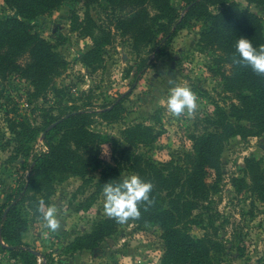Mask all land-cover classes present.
Masks as SVG:
<instances>
[{
  "label": "rangeland",
  "instance_id": "374dc122",
  "mask_svg": "<svg viewBox=\"0 0 264 264\" xmlns=\"http://www.w3.org/2000/svg\"><path fill=\"white\" fill-rule=\"evenodd\" d=\"M236 1L242 8L264 18V5ZM171 2L182 11L184 1ZM211 8L217 10V6ZM153 10L150 8L151 12ZM126 12L128 7L114 10L105 0H63L54 10L29 20L33 29L52 43L63 40L57 49L64 54L68 64L55 78L56 88L40 95L35 94L29 79L18 73L0 78V201L28 172L23 158L13 157L11 125L22 118L38 129L32 144L37 150L43 149L46 145L40 134L51 116L62 114L73 104L83 106L84 102L98 110L128 90L118 120L107 121L94 115L91 127L109 134L115 142V146L110 142L101 143V158L113 162L114 157H120L122 146H127L164 168L169 160L183 164L185 153L191 150V134L206 123L205 118L216 105L228 110L235 101L233 94L224 90L223 80L217 74L213 58L218 50L200 48L201 21L192 20L188 26L178 29L164 51L154 54L159 35L151 38L139 35L135 39L117 27V16ZM15 14V8L0 0V17ZM91 27L95 32L110 31L111 36L109 43L100 48L102 60L85 65L79 56L93 45L88 34ZM143 57L150 58V64L131 86ZM222 68L227 70L228 64H222ZM175 84L189 87L198 97V109L191 117L175 118L166 110L169 89ZM135 122L152 126L156 133L153 143L132 144L123 139L122 128ZM250 154L264 164V130L248 137L234 135L228 138L220 152L217 190L210 193L209 200L192 208L191 213L180 203L177 205V223L181 228L194 236L210 234L213 240L221 242L224 250L217 255L219 264H264V202L257 199L247 185L238 188L232 180L233 176L242 174L240 167ZM134 172L126 165L122 175ZM88 174L93 178L91 182L86 183L79 175L70 174L54 183L45 206H56L61 230L51 232L40 215L35 216L32 210L23 240L37 253L51 254V264L59 257L65 258L66 264H161V228L135 220L121 224L116 232L94 248L61 255L57 252L61 244L69 242L79 232L91 229L96 220L104 216L102 191L91 201L87 200L94 192L99 172ZM245 180L249 182L248 175ZM163 193L168 206L173 200L182 202L190 198L179 186ZM17 262V258L0 247V264ZM38 262L43 264V259L39 258Z\"/></svg>",
  "mask_w": 264,
  "mask_h": 264
},
{
  "label": "trees",
  "instance_id": "16d2710c",
  "mask_svg": "<svg viewBox=\"0 0 264 264\" xmlns=\"http://www.w3.org/2000/svg\"><path fill=\"white\" fill-rule=\"evenodd\" d=\"M4 1L15 8L17 14L0 17V78L18 73L29 79L36 95L56 88L55 78L64 72L68 64L64 54L57 49L63 40L52 43L35 31L29 20L54 10L63 0ZM105 1L114 10L128 7V12L118 15L116 20L117 27L125 33L135 39L139 35L147 38L159 35L153 48L154 54L164 51L178 29L188 26L192 20L201 21L200 48L218 50L213 58L216 71L223 80L224 90L232 93L235 101L228 110L216 105L205 118L206 123L198 132L191 134V150L185 153L184 163L169 160L164 168L127 146H122L120 157H114L113 162L101 158V143L110 142L115 146V142L109 134L91 127L94 115L107 121L118 120L128 90L98 110L84 102L83 106L73 104L62 114L51 116L42 128L44 136L41 139L46 145L43 149L37 150L32 144L38 129L26 119L18 120L11 125L13 157L21 156L28 172L0 201V247L18 259L16 264H40L39 258L43 259V264H51V254L35 252L22 238L31 219L29 212L34 210L35 216L39 214L37 205L41 200L48 201L55 181L75 174L84 182H91L93 178L88 173L98 170L95 189L88 201L102 191L105 183L133 174L153 183L151 195L155 204L146 212L141 207L142 216L135 221L161 228V264H219L217 255L224 250L221 242L213 240L210 234L194 236L181 228L177 223V205L180 203L191 213L192 208L209 200L210 193L217 190L220 152L228 138L234 135L248 137L264 130V76L257 75L250 67L233 63L234 43L239 37L250 39L257 48L264 45V18L248 8H242L236 0H182L181 12L171 0ZM246 1L264 5V0ZM212 6H217V10H213ZM150 8L154 9L153 12ZM88 34L93 45L79 59L85 65H92L102 60L100 48L109 43L111 33L104 29L95 32L91 27ZM150 60L148 57L141 58L131 86L136 84ZM225 63L228 64L227 70L222 68ZM54 121L56 123L46 129ZM121 133L123 139L132 144L149 145L156 137L152 126L141 122L129 124L122 128ZM126 165L135 172L122 175ZM240 168L242 174L232 177L233 184L238 188L247 185L251 193L264 202V164L250 154ZM247 175L249 182L245 180ZM176 186L190 198L182 202L173 200L168 206L163 191ZM120 225L104 215L96 220L91 229L83 230L69 242L61 244L57 252L61 255L94 248L116 232ZM54 264H66V259L59 257Z\"/></svg>",
  "mask_w": 264,
  "mask_h": 264
},
{
  "label": "clouds",
  "instance_id": "9594fccd",
  "mask_svg": "<svg viewBox=\"0 0 264 264\" xmlns=\"http://www.w3.org/2000/svg\"><path fill=\"white\" fill-rule=\"evenodd\" d=\"M234 49L233 63L250 67L257 75L264 76V45L257 48L250 39L241 36L235 41ZM165 105L172 117H191L198 109V97L189 87L175 84L169 89ZM153 189L152 182L135 174L105 183L102 188L104 215L118 224L139 220L141 207L146 212L155 204L151 195ZM36 211L47 229L51 232L61 230L62 223L55 205L46 207L41 200Z\"/></svg>",
  "mask_w": 264,
  "mask_h": 264
},
{
  "label": "water",
  "instance_id": "95a60500",
  "mask_svg": "<svg viewBox=\"0 0 264 264\" xmlns=\"http://www.w3.org/2000/svg\"><path fill=\"white\" fill-rule=\"evenodd\" d=\"M55 123H56V121L50 123V124L46 127V129H49V128L52 127ZM43 136H44V131L40 134V138H42Z\"/></svg>",
  "mask_w": 264,
  "mask_h": 264
}]
</instances>
